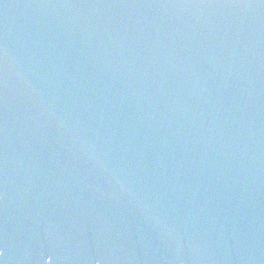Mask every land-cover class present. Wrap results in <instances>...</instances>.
Returning a JSON list of instances; mask_svg holds the SVG:
<instances>
[{
    "label": "water",
    "instance_id": "95a60500",
    "mask_svg": "<svg viewBox=\"0 0 264 264\" xmlns=\"http://www.w3.org/2000/svg\"><path fill=\"white\" fill-rule=\"evenodd\" d=\"M0 264H264V0H0Z\"/></svg>",
    "mask_w": 264,
    "mask_h": 264
}]
</instances>
